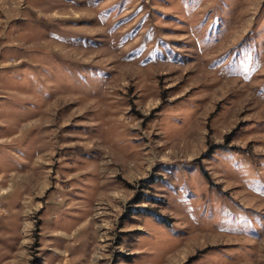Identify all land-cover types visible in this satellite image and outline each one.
Masks as SVG:
<instances>
[{
	"label": "rangeland",
	"instance_id": "rangeland-1",
	"mask_svg": "<svg viewBox=\"0 0 264 264\" xmlns=\"http://www.w3.org/2000/svg\"><path fill=\"white\" fill-rule=\"evenodd\" d=\"M0 264H264V0H0Z\"/></svg>",
	"mask_w": 264,
	"mask_h": 264
}]
</instances>
